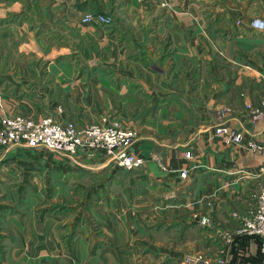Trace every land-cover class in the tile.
Segmentation results:
<instances>
[{
	"label": "crops",
	"instance_id": "crops-1",
	"mask_svg": "<svg viewBox=\"0 0 264 264\" xmlns=\"http://www.w3.org/2000/svg\"><path fill=\"white\" fill-rule=\"evenodd\" d=\"M59 2L55 1L53 7ZM65 2L71 8L79 4L83 11L114 13L112 32L100 28L94 34L100 52L108 51L107 57L114 62H99L96 67L76 73L74 79V71L57 69L64 89L60 99L50 95L56 101L52 111L57 112L64 100L72 109L64 105L63 117L78 124L102 120L108 107L112 110L110 116L125 117L118 113L119 105L113 104V100L122 99V94L129 101L143 103L144 108H154L156 104L162 108L159 114L143 117L138 127L133 148L144 157V167L127 170L104 159L85 164L86 171L98 174L131 172L130 180L138 193L134 198H124L151 206L126 213V217L119 212L103 217L102 232L111 236L112 242L102 249L107 258L96 260V264H128L119 258V252L141 246L160 252L161 259L132 264H184L189 253L213 257L224 247H228L227 253L233 251L229 264H264L258 238L241 236L226 246L220 234L238 222L248 202L254 200L251 194L257 189V181L253 173H257L262 157L224 143L214 133L215 123L222 119L244 131L246 139L264 141V118H251V109L261 106L264 97V33L256 32L251 20L264 17V0H176L168 8L173 11L166 13L141 0ZM140 7L145 11L143 20L117 18L120 13L139 12ZM154 65L158 66L156 70ZM74 87L77 94H73ZM35 99L24 106L27 114L40 117L46 113L35 110ZM80 100L86 102L85 109L75 112ZM6 102L0 97V114L13 113L4 108ZM22 150L19 152L24 154ZM14 152L0 148V160L13 157ZM186 152L194 158L187 159ZM183 170H188L186 177ZM8 200L0 202V264H71L61 258L65 253L58 258L57 249L68 251L53 240L56 232L45 228L49 219L44 218L42 223L34 214L20 211L3 215L1 211L8 209ZM159 200L165 205L164 212L157 216L152 203ZM174 210L178 213L171 216ZM206 214L213 220L210 227L195 220L196 215ZM150 219L154 223L146 227ZM128 235L132 238H126ZM6 236H13V242H2ZM17 237L24 240L20 242Z\"/></svg>",
	"mask_w": 264,
	"mask_h": 264
},
{
	"label": "rangeland",
	"instance_id": "rangeland-1",
	"mask_svg": "<svg viewBox=\"0 0 264 264\" xmlns=\"http://www.w3.org/2000/svg\"><path fill=\"white\" fill-rule=\"evenodd\" d=\"M55 1H60V5L53 7ZM174 1L176 0H141L145 4L151 2L155 5L154 8L161 9L165 13L173 11V8H168ZM69 4L65 0H0V97L7 101L4 108L9 112L27 114L24 103L32 102L33 98H37L33 103H35L34 108L38 113L53 112L54 114H51L59 115L65 119L62 114H66L64 105L68 106L67 101L62 100L59 103L60 107L57 108L58 111H52L55 108L54 102H56L53 98L60 99L61 90L64 89L60 82L61 77L57 75V69L74 71V79L76 73L86 68L96 67L99 62L100 64L114 62L107 57L108 51L100 52L96 37H94V34L97 35L100 32V28L110 29L109 32H112L111 26L116 21L114 13H103L99 10L83 11L78 7L79 4H75L72 8ZM142 5L144 4L142 3ZM139 10L137 9L139 12L133 10L120 13L116 17L119 20H135L137 18L143 20L145 18L144 8L140 7ZM161 10L158 11L162 17ZM88 13H92L93 16L106 14L109 21L85 23L83 19ZM90 27L94 29L92 30ZM139 30L143 31L144 28L141 27ZM99 56H102L101 60L97 58ZM153 67V70L158 68L156 65ZM76 89L74 87L75 93L73 94H77ZM78 90L82 93L80 88ZM121 97L119 102L113 100V104L119 105V107L117 106L118 113L126 114L125 117L122 115L119 117L110 116L112 110L111 107H108L104 109V117L100 122L110 123L119 120L125 126L132 128L136 133L134 146L136 138L139 136L138 127L144 121L143 117L159 114L162 108L157 104L154 108H144L141 106L143 103L139 101H129L126 94H122ZM159 97L161 96L159 95ZM83 104L86 105V102L83 103L80 100L78 103L80 107H74L75 112L79 108L85 109ZM71 107H67L69 111H71ZM91 123H97V121L86 124ZM221 123L225 122L221 119L215 123L214 133L216 126ZM133 146L132 150L134 151ZM6 148L16 150V152L13 157H4L0 160V202L8 200V198L10 202L8 209H2L1 213L4 215L20 211L26 213L25 215L34 214L36 219L42 223L44 218L49 219L45 222V228L53 229L56 232V236L53 238L55 243L60 245V249L62 247L68 251L61 252L57 249L58 258L61 253H65V257L61 258H67L71 264H87L84 263L86 260L89 261L88 264H96V260L107 258L103 257L102 249L105 250L107 244L111 245L112 238L105 236L101 229L102 219L106 217L107 213L117 214L119 212L122 214L121 217H126V213H136L141 209H148L150 206V204H146L148 207H144L142 203H139L140 201L130 203L124 198L125 196L134 198L138 193L135 192L137 188H133L135 185L130 180L132 173L125 172L127 170L98 174L85 170V164H92L96 159L90 161L83 156L70 159L43 148L33 149L21 146ZM21 149L24 154L19 152ZM103 159L108 164H113L105 158ZM142 167H138V169ZM252 192L251 197L254 198L255 191ZM160 193L156 195H160ZM160 202L159 200L157 204L152 203L154 206L152 211L157 216L163 211L165 205ZM255 204L256 200H250L247 211ZM168 210L171 211V208ZM156 211L157 213H155ZM246 212L241 215H245ZM170 213L171 216H175L178 211L174 210ZM195 220L201 225L198 219ZM139 223L143 225L145 221L139 220ZM151 223L154 221L147 220L146 227ZM240 224L241 220L231 224L228 231H234ZM151 228L154 230L155 226L153 225ZM224 231L226 230L224 229ZM130 236L128 235L126 238H132ZM241 236L246 235H237L233 243L238 241ZM11 237L6 236L1 240L5 243H12ZM17 238L20 239V242L24 240V237ZM224 245L227 246L229 243L225 240ZM232 253L233 251L227 253V250L224 252L218 250L212 258L218 254L222 257L226 255L228 257L227 264H229ZM118 255L128 264L143 262L144 259H161L160 252L156 253V251L142 246L132 247L131 251L124 248ZM197 255L198 253L186 255L184 264H204L203 261L187 262L188 258L192 256L201 257L199 260L211 258H203L200 256L202 254Z\"/></svg>",
	"mask_w": 264,
	"mask_h": 264
},
{
	"label": "built area",
	"instance_id": "built-area-1",
	"mask_svg": "<svg viewBox=\"0 0 264 264\" xmlns=\"http://www.w3.org/2000/svg\"><path fill=\"white\" fill-rule=\"evenodd\" d=\"M106 14L93 16L92 13L85 15V23H103L108 20ZM251 27L260 33H264V17H255ZM251 118L258 121L264 118V97L262 105L251 109ZM215 135L227 144H235L249 151L259 153L262 157L257 173L253 177L257 181V189L254 193L255 206H252L245 215H241V224L234 231H223L220 234L228 243H233L237 235H248L258 238L260 251L264 255V141L246 139L244 131L226 123L218 124ZM136 137L135 131L125 126L121 121L115 120L110 123H91L78 125L70 119H63L51 113L43 114L34 118L24 113L0 114V148L28 147L43 148L66 158L74 159L79 156L90 161L105 158L114 165L132 170L145 164L143 157L137 155L132 146ZM187 159H193L191 152H186ZM188 170H183L186 177ZM198 221L202 226H211L213 220L209 215H201ZM219 250H227L225 247ZM201 259L192 256L187 262H202L204 264H227L228 257Z\"/></svg>",
	"mask_w": 264,
	"mask_h": 264
}]
</instances>
